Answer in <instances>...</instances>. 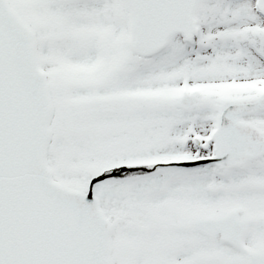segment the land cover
<instances>
[{
  "label": "snow or ice",
  "instance_id": "1",
  "mask_svg": "<svg viewBox=\"0 0 264 264\" xmlns=\"http://www.w3.org/2000/svg\"><path fill=\"white\" fill-rule=\"evenodd\" d=\"M0 264H264V0H0Z\"/></svg>",
  "mask_w": 264,
  "mask_h": 264
}]
</instances>
